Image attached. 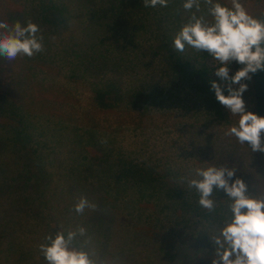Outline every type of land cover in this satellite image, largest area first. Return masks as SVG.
<instances>
[{
  "label": "rangeland",
  "instance_id": "374dc122",
  "mask_svg": "<svg viewBox=\"0 0 264 264\" xmlns=\"http://www.w3.org/2000/svg\"><path fill=\"white\" fill-rule=\"evenodd\" d=\"M14 2L15 0H0V18L9 24L13 23L4 18V14L9 8L19 9ZM182 2L183 0H169L164 10L166 13L171 12L162 16L160 21L152 22L158 26L167 23L166 21L172 22L160 28L167 36L154 38L151 32L160 33V30L146 25L141 31L144 39L156 41L173 38L190 15L182 8ZM221 2L230 4V0ZM241 2L253 16L262 12L261 1ZM143 9L144 19L151 22L155 16L148 7L144 6ZM76 13L75 26L68 32L66 45L80 40V33L84 30L81 26L84 12L78 9ZM21 21L24 22L22 14ZM99 29L101 35L110 32L108 28ZM62 33L63 36L66 35L64 31ZM185 50L177 60H181L182 64L187 63L186 69L192 71L197 56L202 54L205 64L215 75L216 65L206 51L195 52L192 48ZM124 58L127 56H123ZM113 59H120V56ZM107 65L111 74L118 71L114 64ZM72 67L69 60L49 58L41 53L31 58L17 57L12 61L0 57V93L15 97L17 92L15 99L9 101L7 98L6 101L12 105L19 104L21 110L25 109L27 112L19 124L9 117L0 120V138L3 139L6 136L1 131L5 127L3 122L17 124L10 127L12 130L8 132L11 145L0 144V264H46L39 252V245L45 242V236L55 235L57 231L66 233L79 226L85 227L87 233L86 236L77 237L75 246L86 249L95 264H211L215 259L214 252L208 258L202 248L196 247L200 246L199 241H207L215 249L209 236L216 232H204L202 222L184 225L183 229L178 230L173 226L175 222L172 219L154 218L142 229H133L129 222L125 223L121 218L123 215H115L105 200L98 199V193L95 192H98L96 187L99 181L82 179L81 170H78L80 167L89 169V164L90 167L92 165V145H81L98 144L94 141L93 134H81L82 128L90 129L88 125L92 123V127L96 124L102 131H111L115 127L122 132L126 131L128 140L121 138L125 148L139 149L130 141L148 139L150 149L171 150L173 138L179 136L182 141L179 145L189 144L204 153L205 157L215 154L218 149L223 150L221 155L226 156L222 158L225 166L236 169V176L248 184L252 194L264 197V153L251 152L247 144L240 145L234 137L224 135L233 121L238 120L228 109L220 104L224 114H227V117L222 118L223 113L218 116L213 113L216 109L205 106L210 99L206 89L211 75L206 73L193 86L187 84L189 81L185 85L180 82L185 72H180L177 68L178 74L171 77V80L178 82L171 90L173 97L163 93L167 84L162 83L163 103L152 105L146 110L124 104L112 110H103L94 107L89 99L90 81L93 80L91 76L82 78L87 80L86 83L81 82L76 72L70 78ZM95 69L91 67V72L96 71ZM233 71L235 73L236 68L229 65V73ZM77 73L86 75L87 70L82 69ZM184 78L188 76L184 75ZM216 78L219 79L217 76ZM244 82L249 89L251 82ZM253 84L250 91L256 92L259 87L258 78L253 79ZM140 87L139 82L134 86L135 89ZM19 97L21 100L18 101ZM181 98L182 102H176ZM243 99L246 101L244 94ZM142 111L147 116L135 118ZM91 117L92 120H87ZM76 130H80L78 136L75 134ZM83 155H86L87 160L81 161ZM150 158L158 159L154 153L150 154ZM215 159L216 157H212L209 162L213 164ZM214 194L216 198H227L223 191L214 189ZM81 195L95 202L97 210L85 209L83 214H77L74 205ZM207 214L210 215L209 212Z\"/></svg>",
  "mask_w": 264,
  "mask_h": 264
},
{
  "label": "clouds",
  "instance_id": "9594fccd",
  "mask_svg": "<svg viewBox=\"0 0 264 264\" xmlns=\"http://www.w3.org/2000/svg\"><path fill=\"white\" fill-rule=\"evenodd\" d=\"M168 2L143 0L145 7L153 8L167 7ZM182 8L190 15L173 37L172 49L183 53L189 47L196 52L206 51L213 58L215 75L224 83L212 80L211 89L217 101L238 117L224 135L234 137L240 145L247 144L251 152L264 153V116L246 110L243 99L248 89L244 81L264 71V19L250 14L241 0H230V4L221 0H183ZM43 51L44 36L38 24L31 20L9 24L0 18V57L12 61ZM232 62L241 66L234 75L229 74ZM182 180L195 189L199 206L209 213L218 206L214 189L223 191L228 198V218L211 234L215 245L211 264H264V197L252 194L248 184L236 176V169L226 166L196 167ZM97 208L84 195L74 205L77 214ZM86 233L87 229L79 226L66 233L47 234L39 252L46 264H95L86 249L74 244L78 236Z\"/></svg>",
  "mask_w": 264,
  "mask_h": 264
},
{
  "label": "trees",
  "instance_id": "16d2710c",
  "mask_svg": "<svg viewBox=\"0 0 264 264\" xmlns=\"http://www.w3.org/2000/svg\"><path fill=\"white\" fill-rule=\"evenodd\" d=\"M256 1L262 2V12L257 17L264 19V0ZM14 4H16L19 9H7L6 14H4V18H7L8 21L12 23L20 21L22 24H25L28 20H31L38 24L41 34L44 36V51L41 52L42 55L48 56L49 58L59 57L61 60H69L73 64L70 78L73 77L76 72V75L80 76L81 82L86 83L87 80H83L82 78L85 76H91L93 80L90 81L91 90L89 99L93 103L94 107L101 108L103 110H112L121 104H124L129 107H141L146 110L152 105L161 104L163 103V98L161 97L163 96L161 94L163 91V85L167 84L163 93L173 97V94H171L173 92L171 90L174 88L175 84H178V82H174L173 79L171 80V77L178 74L176 72L177 68L180 72H185L180 80V82L185 85L190 84L193 86L197 84L199 80L206 75V73L211 75L209 82L216 80L218 83H221L205 64V59L202 54L197 56V60L194 63V69L189 71L186 69L187 63L182 64L181 60H177L180 52H175L172 49L171 45L173 38H166V40L156 39V41L154 39L153 41L144 39L141 31L146 27V25L149 28L151 27L153 29L160 30L163 25L172 23L170 21H166L167 23H163L160 26L152 23L156 20L160 21L162 16L171 12L167 11L166 13L164 10L165 7H148L149 11L155 17L151 20V22H146L143 13L145 9L142 10L144 7L143 0H15ZM78 9L81 10V12H84L82 15L83 21L81 25L84 30L80 33V40L72 41L69 45H66L68 32L69 30L71 31L72 26H75L74 18H76V10ZM21 14L24 16V22L21 21ZM99 28H108L110 29V32L105 35H101L102 33L98 32V30H100ZM63 31L66 33L65 36H63ZM151 36L157 38L161 36L165 37L167 35L163 34L162 30H160V33H155V31L151 32ZM51 37H54L55 39H52ZM186 49L191 48L186 47ZM125 55L127 58L123 59V56ZM115 56H120V59L114 60L113 58ZM108 63L114 64L118 71L111 74L107 68ZM230 65H233L234 68H236V71L239 67H241L236 63H231ZM91 67H95L96 71L91 72ZM82 69L87 70L86 75L77 73V71L80 72ZM229 74L234 75V71ZM184 75H187L188 78H184ZM254 78H258L259 87L256 92H251L250 87L254 86ZM187 81L189 82L187 83ZM137 82L141 84L140 89L134 88ZM248 82H251L249 84L250 87L244 93L246 98L245 103L249 108H246V110L253 111L258 115L264 116V71H258L252 76L251 80H248ZM200 87L204 89L203 86ZM206 90L207 92L209 91L210 99L205 106L209 109L210 107L216 109V112L213 113L221 116L222 113L224 114L223 108L217 101L214 90L211 89L210 83ZM225 94H227L226 89ZM16 95L17 92L15 97ZM15 97L11 94H6V96H4L3 93H0V120L9 117L17 120V124H19V122L24 119L27 114L26 110H21L19 104L17 103L12 105L6 101L7 98L9 100L13 98L15 99ZM17 100L19 101L21 98L19 97ZM178 101L182 102L183 98L180 100L178 99L176 102ZM136 115L137 116L135 118L137 119L147 116L144 111L137 113ZM225 116L227 117V114H224L221 117L224 118ZM92 119L93 118L91 117L87 120ZM237 121H233L232 124ZM3 124L5 127L1 128V131L3 130L6 136L5 139L0 138V144L11 145L12 141L8 136V132L12 130L10 127L17 124H8L4 122ZM93 125V127L92 123L88 125L90 129L82 128L81 134H93L96 136L97 131L94 129L98 128L96 124ZM79 131L76 130L75 134L77 136L79 135ZM90 141L93 142L92 138H90ZM92 144L93 143H81V145L84 146ZM95 149L96 148L92 147L93 151ZM221 153H223V150L221 151L218 149L215 154H212L209 157H205L204 153L201 154L204 155L203 159H206L208 162L212 159V157H216L217 160L215 159V163H213V165L225 166V161L222 158L226 156H222ZM71 155L75 156V154ZM90 156L92 158L91 167L89 164V169L87 167H80L78 169L81 170L82 179L91 178L92 176L93 153H90ZM218 158H221V161H218ZM83 159L87 160L86 155L82 156L81 161ZM148 173H151V171H148ZM141 179L153 181L154 177H141ZM158 181H160L161 184L159 185L163 188L167 198H172L176 195L181 196V190H177L176 188V190H174L168 187L164 177L163 179L160 178ZM101 192L102 190L98 189V193ZM98 199L103 200L104 197H99L98 195ZM108 207L113 210L115 215H122L115 212V206L110 205ZM121 218L124 217L122 216ZM199 222L202 221L198 218L193 220L194 224H198ZM21 224H23V219L21 220ZM216 225H218L217 229H219L223 223L221 224L220 221L219 223H216ZM207 231L208 230L205 229V232ZM209 238V241L211 242V237L209 236ZM207 243V241H199L198 244L200 246L196 248H202L203 253L209 258L212 252H215V249H212L214 247L209 246ZM74 244L77 243L74 242Z\"/></svg>",
  "mask_w": 264,
  "mask_h": 264
},
{
  "label": "crops",
  "instance_id": "0c3cea01",
  "mask_svg": "<svg viewBox=\"0 0 264 264\" xmlns=\"http://www.w3.org/2000/svg\"><path fill=\"white\" fill-rule=\"evenodd\" d=\"M94 130L97 131L95 142L98 144H92L96 149L92 151L93 173L89 180L99 181L96 188L102 192L95 193L104 197L103 200L109 205L115 206V212L122 214L127 219L123 218L124 221L129 222L133 229H142L154 218H169L175 222L173 226L181 230L184 225L193 224V220L198 218L207 232H217L219 229L216 223L228 218V198L214 197L218 206L208 215V211L199 206L195 189H190L182 180L192 169L207 167L211 163L203 159L204 155L189 144L179 145V142L182 144L179 136L173 138L171 150L150 149L148 139L130 141L139 147L135 149L123 146L121 138L127 139L129 135L118 127L111 131ZM151 153L158 159L152 160ZM141 177L154 179L147 181ZM163 177L168 187L181 190V196L167 198L158 181Z\"/></svg>",
  "mask_w": 264,
  "mask_h": 264
}]
</instances>
